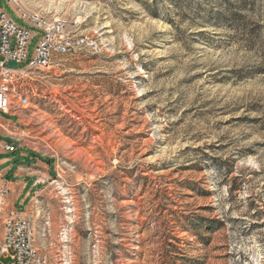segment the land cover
<instances>
[{
  "label": "rangeland",
  "instance_id": "374dc122",
  "mask_svg": "<svg viewBox=\"0 0 264 264\" xmlns=\"http://www.w3.org/2000/svg\"><path fill=\"white\" fill-rule=\"evenodd\" d=\"M0 10L32 33L29 59L44 31L22 12L86 40L28 71L13 117L12 164H32L31 148L52 165L16 205L47 212L48 264H264V0Z\"/></svg>",
  "mask_w": 264,
  "mask_h": 264
},
{
  "label": "built area",
  "instance_id": "2783aa9c",
  "mask_svg": "<svg viewBox=\"0 0 264 264\" xmlns=\"http://www.w3.org/2000/svg\"><path fill=\"white\" fill-rule=\"evenodd\" d=\"M20 15L32 26L43 30L44 34L29 59L32 33L0 11V112L10 118L16 117L18 110L28 106L31 101L32 92L22 84L28 71L47 67L55 55L72 53L86 41L81 36L68 34L67 23L63 19L47 20L37 14L24 12ZM90 43L95 45L92 41ZM10 61L16 62V65H10ZM22 62H27V65L17 67ZM9 136L16 142H21L15 131L10 132ZM17 145L8 142L4 147L5 150L14 152ZM7 193V186L0 184V215ZM48 238L49 216L46 211L39 210L36 214L30 210L9 213L4 219L0 236V264H3V257L11 258V264H48L42 251Z\"/></svg>",
  "mask_w": 264,
  "mask_h": 264
},
{
  "label": "crops",
  "instance_id": "0c3cea01",
  "mask_svg": "<svg viewBox=\"0 0 264 264\" xmlns=\"http://www.w3.org/2000/svg\"><path fill=\"white\" fill-rule=\"evenodd\" d=\"M16 121V119L4 116L2 113L0 114V125L5 127L3 129L0 126V135L4 138L0 139V153L5 155V157L0 160V165H3V167L0 169V184H5L8 188V193L6 195L5 202L2 207V213L0 215L1 233L3 230V222L5 217L11 212H18L16 209L17 201L22 193L28 188L29 182L32 181V185L34 187H40L35 190L34 193H36L42 188V185L46 181H49L52 178V165L40 153L35 152L31 148L29 149L31 152H33L30 154L32 164H19L17 166L12 164V157H10L9 154L16 153L18 150H22L25 147L21 146V142H16L14 138L9 136V133L12 131L17 133L15 127L12 126V124H14ZM8 142H14L18 144L16 151L9 152L5 150L4 146ZM23 155L25 156L27 154L23 153ZM10 173H13L15 180H12L8 177ZM34 193L26 191L25 198H30L32 201ZM29 209L30 205L26 211Z\"/></svg>",
  "mask_w": 264,
  "mask_h": 264
},
{
  "label": "water",
  "instance_id": "95a60500",
  "mask_svg": "<svg viewBox=\"0 0 264 264\" xmlns=\"http://www.w3.org/2000/svg\"><path fill=\"white\" fill-rule=\"evenodd\" d=\"M10 65L15 66L16 65V62L10 61Z\"/></svg>",
  "mask_w": 264,
  "mask_h": 264
},
{
  "label": "bare ground",
  "instance_id": "6f19581e",
  "mask_svg": "<svg viewBox=\"0 0 264 264\" xmlns=\"http://www.w3.org/2000/svg\"><path fill=\"white\" fill-rule=\"evenodd\" d=\"M14 2H16L17 0H13ZM66 264H68V263H66Z\"/></svg>",
  "mask_w": 264,
  "mask_h": 264
}]
</instances>
